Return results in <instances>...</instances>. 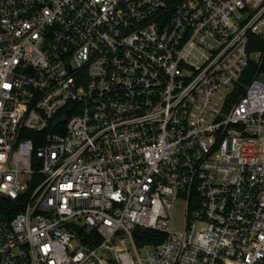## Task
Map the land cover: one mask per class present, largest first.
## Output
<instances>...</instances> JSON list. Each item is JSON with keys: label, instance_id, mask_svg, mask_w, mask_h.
I'll return each instance as SVG.
<instances>
[{"label": "built area", "instance_id": "1", "mask_svg": "<svg viewBox=\"0 0 264 264\" xmlns=\"http://www.w3.org/2000/svg\"><path fill=\"white\" fill-rule=\"evenodd\" d=\"M0 264H264V0H0Z\"/></svg>", "mask_w": 264, "mask_h": 264}, {"label": "rangeland", "instance_id": "2", "mask_svg": "<svg viewBox=\"0 0 264 264\" xmlns=\"http://www.w3.org/2000/svg\"><path fill=\"white\" fill-rule=\"evenodd\" d=\"M174 215H175V221L173 223V226L180 230L183 227V220H184V208L183 206H181V204H178Z\"/></svg>", "mask_w": 264, "mask_h": 264}, {"label": "trees", "instance_id": "3", "mask_svg": "<svg viewBox=\"0 0 264 264\" xmlns=\"http://www.w3.org/2000/svg\"><path fill=\"white\" fill-rule=\"evenodd\" d=\"M147 232H149V233H151L152 231H147ZM143 241H151V238H146V239H144Z\"/></svg>", "mask_w": 264, "mask_h": 264}]
</instances>
